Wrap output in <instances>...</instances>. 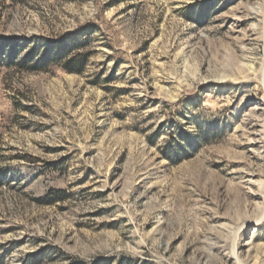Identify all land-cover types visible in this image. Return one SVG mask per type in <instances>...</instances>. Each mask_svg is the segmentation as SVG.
Returning a JSON list of instances; mask_svg holds the SVG:
<instances>
[{
	"label": "rangeland",
	"instance_id": "1",
	"mask_svg": "<svg viewBox=\"0 0 264 264\" xmlns=\"http://www.w3.org/2000/svg\"><path fill=\"white\" fill-rule=\"evenodd\" d=\"M0 264H264V0H0Z\"/></svg>",
	"mask_w": 264,
	"mask_h": 264
},
{
	"label": "trees",
	"instance_id": "2",
	"mask_svg": "<svg viewBox=\"0 0 264 264\" xmlns=\"http://www.w3.org/2000/svg\"><path fill=\"white\" fill-rule=\"evenodd\" d=\"M74 45H84V41L77 39L73 41ZM67 46H56L51 51H47L38 58L42 68H48L52 65H59L68 72H81L83 68V58H77V55H70Z\"/></svg>",
	"mask_w": 264,
	"mask_h": 264
}]
</instances>
